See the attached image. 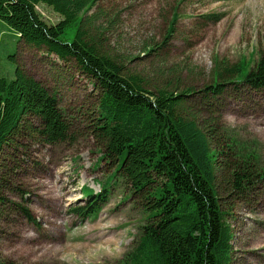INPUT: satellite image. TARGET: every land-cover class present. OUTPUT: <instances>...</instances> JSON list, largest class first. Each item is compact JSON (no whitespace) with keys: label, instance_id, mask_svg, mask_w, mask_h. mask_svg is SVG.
<instances>
[{"label":"rangeland","instance_id":"rangeland-1","mask_svg":"<svg viewBox=\"0 0 264 264\" xmlns=\"http://www.w3.org/2000/svg\"><path fill=\"white\" fill-rule=\"evenodd\" d=\"M37 10L50 25L61 20L51 8ZM87 17L94 43L126 73L151 89L192 87L187 106L200 122L218 125L232 156L253 166L258 179L251 189L224 194L221 204L233 231L230 264H264V91L235 80L216 98L198 93L216 83L217 65L245 62L247 74L255 68L264 51V0H99ZM74 36L69 29L63 40ZM1 38L0 72L11 78L18 61L51 93L58 88L59 111L72 127L67 141L50 145L37 134L42 122L29 118L0 154V264H124L145 222L122 181L108 188L95 218L77 210L88 201L84 188L99 195L114 173L87 128L86 112L97 100L92 81L45 50L18 49L11 37ZM217 162L225 175L220 154Z\"/></svg>","mask_w":264,"mask_h":264},{"label":"trees","instance_id":"trees-1","mask_svg":"<svg viewBox=\"0 0 264 264\" xmlns=\"http://www.w3.org/2000/svg\"><path fill=\"white\" fill-rule=\"evenodd\" d=\"M98 1L0 0V44L2 36H9L18 49L25 44L45 50L92 81L96 91V103L86 112L87 128L114 173L99 195L84 189L88 201L77 209L80 216H97L118 177L140 204L145 222L124 264H230L233 231L221 201L224 194L247 193L258 173L247 160L232 156L218 125L200 122L187 106L196 94L192 87L182 93L151 89L144 78L126 73L123 65L100 51L87 17ZM38 6L51 8L61 20L50 25ZM69 29L75 30L71 42L63 40ZM58 69L53 68L56 73ZM247 69L245 62L217 65L216 83L198 93L216 98L224 93L225 83L235 80L264 91V51L255 68L248 74ZM10 75L0 72V154L12 147L29 118L40 120L43 128L26 131L37 130L46 144L67 141L72 124L59 111L58 88L51 93L28 77L18 61ZM219 154L224 158L223 176L217 172Z\"/></svg>","mask_w":264,"mask_h":264}]
</instances>
